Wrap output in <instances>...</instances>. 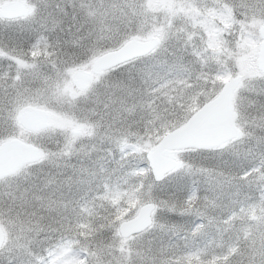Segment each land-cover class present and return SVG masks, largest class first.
I'll list each match as a JSON object with an SVG mask.
<instances>
[{
	"label": "snow or ice",
	"instance_id": "obj_1",
	"mask_svg": "<svg viewBox=\"0 0 264 264\" xmlns=\"http://www.w3.org/2000/svg\"><path fill=\"white\" fill-rule=\"evenodd\" d=\"M28 3L0 12V153L44 164L0 171V260L264 264V0Z\"/></svg>",
	"mask_w": 264,
	"mask_h": 264
},
{
	"label": "water",
	"instance_id": "obj_2",
	"mask_svg": "<svg viewBox=\"0 0 264 264\" xmlns=\"http://www.w3.org/2000/svg\"><path fill=\"white\" fill-rule=\"evenodd\" d=\"M0 12H3L6 16H23L28 13V6L24 1L9 0L3 6H0ZM104 67L105 65L100 64L97 71L101 72ZM47 123L39 114H32L26 117L28 126L45 127ZM39 152L41 150L37 145L26 140L19 144L8 146L0 153V171L7 173L24 163L37 161L39 160ZM157 163L159 170L165 174L175 166V161L169 157L167 152H160L157 155Z\"/></svg>",
	"mask_w": 264,
	"mask_h": 264
},
{
	"label": "rangeland",
	"instance_id": "obj_3",
	"mask_svg": "<svg viewBox=\"0 0 264 264\" xmlns=\"http://www.w3.org/2000/svg\"><path fill=\"white\" fill-rule=\"evenodd\" d=\"M6 1H9V0H6ZM19 1H24L26 4H27V6H28V13H29V10H30V8H31V5L28 3V0H19ZM52 2H53V8L52 9H50V10H52V11H54L55 10V4L56 3H59L60 2V0H52ZM156 2H157V4L158 5H160L161 7L164 5V3H165V0H156ZM68 11L69 12H71L72 11V9L71 8H69L68 9ZM27 13V14H28ZM20 17H22V16H20ZM103 72V71H102ZM101 72V73H102ZM90 139V137L87 135V132L85 131V132H83L81 135H79L78 137H77V140L78 141H80V140H83L85 143H87L88 142V140ZM27 141V140H26ZM35 144V143H34ZM35 145H37V144H35ZM38 146V145H37ZM49 147H54V145H52L51 143H49V145H48ZM39 147V146H38ZM41 151H43V149H41ZM100 154L99 155H104L105 153L103 152V151H101V152H99ZM95 154L96 153H94L93 154V158L95 159ZM119 157L117 156V159H118ZM71 163L72 164H78V160H77V158L74 156L73 158H72V160H71ZM40 164H44V161H42V160H39V161H34V162H29V163H25V164H22L21 166H28V167H33L34 165H40ZM45 166V170L46 171H55V169H53V168H51L49 165H44ZM112 167H115V165H113ZM64 172H66V174H68V175H71V169H62ZM70 170V171H69ZM201 194H203V185H202V193ZM41 239H43V237H41ZM0 264H4V262L2 261V260H0Z\"/></svg>",
	"mask_w": 264,
	"mask_h": 264
},
{
	"label": "trees",
	"instance_id": "obj_4",
	"mask_svg": "<svg viewBox=\"0 0 264 264\" xmlns=\"http://www.w3.org/2000/svg\"><path fill=\"white\" fill-rule=\"evenodd\" d=\"M99 154H100V153H96L95 156H96V155H99ZM93 159H94V158H93ZM36 162H37V161H36ZM111 166H113V165H111ZM69 171H70V170H69Z\"/></svg>",
	"mask_w": 264,
	"mask_h": 264
},
{
	"label": "flooded vegetation",
	"instance_id": "obj_5",
	"mask_svg": "<svg viewBox=\"0 0 264 264\" xmlns=\"http://www.w3.org/2000/svg\"><path fill=\"white\" fill-rule=\"evenodd\" d=\"M34 144V143H33Z\"/></svg>",
	"mask_w": 264,
	"mask_h": 264
}]
</instances>
